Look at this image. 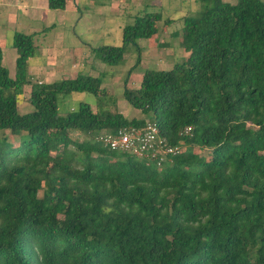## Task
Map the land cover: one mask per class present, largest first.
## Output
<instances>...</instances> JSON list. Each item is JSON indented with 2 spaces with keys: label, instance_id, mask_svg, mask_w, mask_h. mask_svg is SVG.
Here are the masks:
<instances>
[{
  "label": "trees",
  "instance_id": "obj_1",
  "mask_svg": "<svg viewBox=\"0 0 264 264\" xmlns=\"http://www.w3.org/2000/svg\"><path fill=\"white\" fill-rule=\"evenodd\" d=\"M195 1L181 30L188 54L123 88L141 118L100 98L95 111L80 101L61 114L60 95L97 96L101 76L30 83L34 33L14 32V76L0 45V132L20 139L0 136V264H264V0ZM161 19L137 15L122 45L95 47L94 57L119 64L132 43L138 65L136 40L154 37ZM26 83L33 108L20 113ZM147 120L180 147L159 164L96 139Z\"/></svg>",
  "mask_w": 264,
  "mask_h": 264
},
{
  "label": "rangeland",
  "instance_id": "obj_2",
  "mask_svg": "<svg viewBox=\"0 0 264 264\" xmlns=\"http://www.w3.org/2000/svg\"><path fill=\"white\" fill-rule=\"evenodd\" d=\"M111 1L114 0H80V2L70 0L69 5L67 3L65 7L67 19L64 29L66 35L64 40L65 61L71 63L73 60H78L76 62L81 63L80 56L86 57V62L84 61L85 64L80 73L101 76L102 84L97 96L87 92H71L64 96L60 95L59 112L61 114L76 108L80 101L89 102L92 110L95 111L100 103V98V100L103 99V102L108 103V109L112 112H121L127 118H141L143 117L142 113L125 100L123 96L124 86L139 87L142 74L146 69H169L176 61L183 59L188 54L181 45V30L184 17L195 14L199 9V4L195 0H142L141 2L121 0L120 7L116 10L107 7ZM225 1L234 2L236 0ZM105 8H108V12L104 10ZM155 11L162 14V19L157 23L160 30L152 38L136 40L141 48L138 65L135 64L138 51L132 43L126 45L123 59L119 64L109 65L94 57L93 49L95 47L106 44L122 45L123 27L132 23L137 15ZM38 12L40 13L39 10ZM42 15V13L34 14L29 10L22 12L16 8L13 12L10 11V14L5 13L4 16H0V23L2 26L4 23L3 27L6 28L5 31L7 32L6 37L1 42L4 52L12 48V34L8 30L14 31L16 29V31L23 33L35 32L34 42L37 51L46 43L51 44L54 31L44 29V26L61 15H57L54 11H51L47 16ZM167 19L171 21L166 23ZM52 56L56 55L52 54ZM14 63L15 60L13 59L11 63L8 55H6L4 65L9 74L12 75H14ZM54 74L52 75L54 79H62L59 71ZM72 75L75 76L76 74ZM32 77L30 83L37 82L39 79L35 75ZM30 83L24 85L23 93L18 95L17 102L20 113L29 112L33 108L28 101ZM2 134H7L10 142L14 145L19 144V136L6 131L0 132V136ZM70 134L78 139L83 137L82 134L75 131ZM195 151L205 157L210 156V149L208 148L199 149L196 147ZM41 194L42 190L39 191V195Z\"/></svg>",
  "mask_w": 264,
  "mask_h": 264
},
{
  "label": "crops",
  "instance_id": "obj_3",
  "mask_svg": "<svg viewBox=\"0 0 264 264\" xmlns=\"http://www.w3.org/2000/svg\"><path fill=\"white\" fill-rule=\"evenodd\" d=\"M69 1L70 0H65V7L67 3L69 5ZM77 1L80 2V0ZM133 1L141 2L142 0H133ZM120 3L121 0H114L111 1L110 5H108L107 7L116 10L117 8L120 7ZM65 7L64 9L61 10L51 9L48 6V0H0V16H4L5 13L10 14V11L13 12V10H15L16 8H18L22 12H28L29 10L30 12H34V14L42 13L45 16H47L51 11H54L57 15H61L59 17H56V19L51 20L50 23L48 22L47 25L44 26V29H51L52 31H54L52 34V43L51 44L46 43V45H44L38 51L36 49L35 54L28 59L27 72H28L29 80L33 78L32 75H35L36 78H39L37 82H45V83L53 82L57 80L54 79L52 76L56 71H59V74H61L60 77L62 79L70 78V77L74 78L78 73H80V70L83 69L82 66L85 64L84 61L86 62V57L83 58L82 55L80 56L81 58L80 61H82L81 63H77L76 61L78 60H73V62L71 63H66L65 61L66 51H64L65 49L64 40L66 35L64 33V29L67 21ZM108 8H105L104 10L108 12ZM38 10L40 11V13L38 12ZM37 16L40 17L39 15ZM3 26L0 23V45L2 40L6 37V33H7L5 31L6 28ZM8 31H10L12 34L11 35L12 36L11 45H12L13 35L14 32H16V29H14V31L11 30ZM32 33L35 34V32ZM71 52L73 54L72 50ZM2 53H3V60H2L3 65L5 64L6 55H8V58L11 63L13 62V59L16 60L17 51L16 48H14L13 46L7 52H4L2 48ZM52 54L56 56H52ZM59 55H61V57H58ZM14 73H15V63H14ZM72 74H76V75L74 76ZM9 75L14 76L12 74ZM27 84L29 83H26L25 85Z\"/></svg>",
  "mask_w": 264,
  "mask_h": 264
},
{
  "label": "built area",
  "instance_id": "obj_4",
  "mask_svg": "<svg viewBox=\"0 0 264 264\" xmlns=\"http://www.w3.org/2000/svg\"><path fill=\"white\" fill-rule=\"evenodd\" d=\"M96 139L110 149L134 153L158 164L168 155L180 151L179 146H169L164 141L158 126L150 120L141 127H121L116 131L102 130Z\"/></svg>",
  "mask_w": 264,
  "mask_h": 264
}]
</instances>
